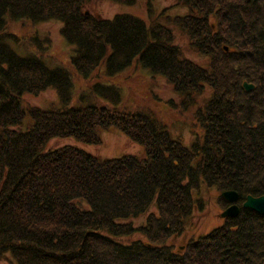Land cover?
I'll return each mask as SVG.
<instances>
[{
	"label": "trees",
	"instance_id": "obj_1",
	"mask_svg": "<svg viewBox=\"0 0 264 264\" xmlns=\"http://www.w3.org/2000/svg\"><path fill=\"white\" fill-rule=\"evenodd\" d=\"M88 2L0 0V252L18 264H264V214L242 206L247 195H264V0H176L186 8L182 15L153 16L149 5V25L133 14L102 17ZM15 19L60 21L81 76L103 61L109 76L136 63L163 77L186 108L210 88L195 111L203 135L186 146L144 112L67 106L69 71L50 67L42 51L23 56L12 48L9 40L21 39L7 29ZM170 24L206 55L207 67L183 56ZM244 80L254 88L245 91ZM49 87L61 108L23 107L24 94ZM92 91L121 101L113 85L97 83ZM26 115L31 126L15 128ZM110 127L145 155L100 158L74 144L47 148L53 138L98 145L100 130ZM202 185L214 187L225 206L221 192L236 190L239 212L175 250L168 241L202 209L194 195ZM146 212L144 225L128 220ZM136 231L144 239L119 240Z\"/></svg>",
	"mask_w": 264,
	"mask_h": 264
},
{
	"label": "rangeland",
	"instance_id": "obj_2",
	"mask_svg": "<svg viewBox=\"0 0 264 264\" xmlns=\"http://www.w3.org/2000/svg\"><path fill=\"white\" fill-rule=\"evenodd\" d=\"M175 2L176 0H136L134 4H124L111 0H89L86 6L93 13L105 18H111L115 14L127 13L143 19L149 25L151 18L147 13L149 5L154 10L153 16L162 11H164L163 15L184 14L186 8L174 6ZM61 25L60 21L54 19L38 23H32L25 19H15L8 20L7 29L17 33L18 37L21 38L20 41L15 42L9 40L12 48L20 55L25 56L29 52L39 54L42 51L40 54L50 67L64 66L69 71L72 88L71 99L67 106L77 107L95 104L118 108L119 110L144 112L163 122L172 138L179 139L186 146H190L198 136L203 135L196 124L195 111L211 95L210 88L206 87L201 95L196 96L195 104L186 108L182 104L181 95L174 92L163 77L136 63L114 76H109L105 74V61H103L90 76H81L71 63L70 56L74 47L66 42L62 36ZM170 27L175 35L176 44L181 47L183 56L201 66L207 67L208 60L206 55L195 51L176 25L170 24ZM97 83L115 86L121 93L120 103L113 104L109 100L97 96L92 91L93 85ZM22 104L24 108L34 106L61 108L62 106L56 90L52 87L45 89L38 95L24 94ZM31 123V118L26 115L22 123L15 128L24 131L31 126ZM100 137L101 142L98 145L84 144L71 137L53 138L49 140L47 148L74 144L100 158L118 157L127 153L139 157L145 155L144 147L141 144L130 141L118 128L110 127L100 130ZM194 195L202 200V209H196L187 218L183 232L173 236L168 241L175 250L182 251L187 242L220 226L226 218L220 214L227 207L221 204L218 198L219 192L214 187L202 185L199 192L194 191ZM151 211L157 214L155 206H151ZM147 214L148 212L142 213L128 220L134 226L144 225ZM135 239H144V237L140 232L136 231L132 235L121 237L119 240L128 243ZM0 264L18 263L10 252L1 251Z\"/></svg>",
	"mask_w": 264,
	"mask_h": 264
},
{
	"label": "water",
	"instance_id": "obj_3",
	"mask_svg": "<svg viewBox=\"0 0 264 264\" xmlns=\"http://www.w3.org/2000/svg\"><path fill=\"white\" fill-rule=\"evenodd\" d=\"M227 50V47H225ZM243 88L245 91H250L254 88V85L251 83L243 82L242 83ZM221 196L226 199L229 202H233L232 205L230 204L229 207L224 209L223 212H221L222 217H228V216H235L239 212V206L235 205L234 203L237 198L238 194L232 190H227L221 192ZM242 206L246 208H250L255 210L259 214H264V195H259V196H252V195H247L244 201L242 202Z\"/></svg>",
	"mask_w": 264,
	"mask_h": 264
},
{
	"label": "bare ground",
	"instance_id": "obj_4",
	"mask_svg": "<svg viewBox=\"0 0 264 264\" xmlns=\"http://www.w3.org/2000/svg\"><path fill=\"white\" fill-rule=\"evenodd\" d=\"M174 6H180V5H177V2H175ZM180 7H182V6H180ZM165 10H166V9H165ZM225 47H226V46H225ZM227 49H228V47H227ZM225 50H226V49H225ZM192 61H193V60H192ZM243 82L251 83V82H248V81H246V80H244ZM251 84H253V83H251ZM253 85H254V84H253ZM225 191H227V190H225ZM232 191H234V192H236V193L238 194V192H237L236 190H232ZM237 200H238V198H237ZM237 200L234 202V203H236V204H235L236 206L238 205ZM228 202H229V201H228ZM229 203L232 205L233 202H229ZM230 204L226 205V207H229Z\"/></svg>",
	"mask_w": 264,
	"mask_h": 264
}]
</instances>
